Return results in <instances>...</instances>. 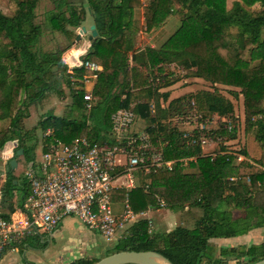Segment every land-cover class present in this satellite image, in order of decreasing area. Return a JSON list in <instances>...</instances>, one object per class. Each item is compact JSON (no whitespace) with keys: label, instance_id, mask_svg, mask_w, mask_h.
Masks as SVG:
<instances>
[{"label":"trees","instance_id":"trees-1","mask_svg":"<svg viewBox=\"0 0 264 264\" xmlns=\"http://www.w3.org/2000/svg\"><path fill=\"white\" fill-rule=\"evenodd\" d=\"M252 0H234L229 7L225 0H51L52 8L41 19L35 12L39 0H14L11 14L0 11V149L4 143L16 140L15 150L22 149V159L31 167L36 146L33 129L42 133V145L56 138L68 144L75 137H85L90 143H110V115L118 108H128L134 118L146 121L142 128L152 141L166 140L162 147L165 159L191 158L185 165L174 163L170 170L156 169L142 174L138 186L126 193L134 213L157 209L158 201L170 211L188 207L200 210L192 227L175 225L168 231L150 232L146 219L133 221L127 233L113 245V252L122 250H152L172 264H248L264 257V239L244 250L221 247L213 255L210 239H225L264 227V174L253 171L244 183L242 168L252 165L247 160L235 162V155L226 151L222 138L235 137L234 124L229 130L221 126L212 130L219 136L217 150L211 157L202 153L197 144L182 137L180 129L168 118L192 109L202 117L231 120L233 105L216 89L197 90L168 99L169 90L160 91L178 81L163 70L164 64L177 63L187 75L201 78L212 85L236 87L242 96L243 131L253 133L259 153L249 157L245 148L236 152L258 166H264V0L258 12L247 7ZM87 3V7L83 6ZM142 9V24L136 15ZM89 16L96 36L89 40L80 60H89L101 67L91 89L94 98L85 110L82 90L70 82L71 74L61 55L66 48L43 51L38 41L45 29L74 37L75 28ZM178 19L176 29L157 47H135L139 30L151 33L165 20ZM234 30L233 40L230 39ZM86 71L73 68V75ZM214 85V86H215ZM66 87L70 104L62 115L47 110L35 127L23 129L28 107L37 105L47 94L63 96ZM232 92V91H231ZM150 102L153 111L149 109ZM165 105L161 106V103ZM9 143L6 144V146ZM5 146V147H6ZM185 167H196L197 173H184ZM0 194L7 200L18 196L22 207L28 192L23 175H14L8 161L0 174ZM146 180V181H145ZM15 181V182H14ZM113 202L124 203L122 190L109 192ZM119 215L120 212H114ZM8 218V216H3ZM30 241L32 248H44L47 238L42 234L25 237L18 245ZM110 253H105L107 255ZM229 256H233L230 258ZM244 256L241 263L238 257ZM98 257H79L68 264H92ZM236 259V260H235Z\"/></svg>","mask_w":264,"mask_h":264},{"label":"built area","instance_id":"built-area-1","mask_svg":"<svg viewBox=\"0 0 264 264\" xmlns=\"http://www.w3.org/2000/svg\"><path fill=\"white\" fill-rule=\"evenodd\" d=\"M65 58L62 61L71 74L69 80L75 88L82 90L85 110H89L94 101L91 89L101 67L79 57L71 63ZM73 68H82L86 72L74 76ZM149 109L153 111L151 102ZM134 117L128 108H118L111 113L107 136L110 143L92 144L85 137H75L65 144L52 137L48 143L41 145L39 160H33L34 164L22 172L28 185L22 207L8 218L0 215V253L6 249L14 250L27 236L51 233L68 215H73L82 226L96 232L106 242L114 239L128 220L146 219L150 227L149 217L140 216L149 214L152 209L132 212L126 193L140 184L138 176L156 169L170 170L174 163L185 165L191 158L165 159L162 147L166 140L158 138L154 142L146 131L129 130ZM168 121L178 129L182 125L189 127L181 135L188 143L197 144L202 153L204 145L221 141L205 126L204 117L194 109L174 114ZM223 126L226 130L230 129L229 124ZM42 135L50 136L51 130L46 129ZM13 140L6 142L9 143L6 153H3L4 143L2 159L8 160L12 156L16 147ZM226 151L234 153L237 162L247 160L256 167V171L264 174V166H258L231 150ZM205 154L213 156L212 151ZM120 155L121 159L118 158ZM111 190L125 193L123 210L117 216L110 206ZM157 206L163 208L164 202L159 200Z\"/></svg>","mask_w":264,"mask_h":264},{"label":"rangeland","instance_id":"rangeland-1","mask_svg":"<svg viewBox=\"0 0 264 264\" xmlns=\"http://www.w3.org/2000/svg\"><path fill=\"white\" fill-rule=\"evenodd\" d=\"M78 1V0H74ZM234 0H225V6L229 7ZM147 3V0H142V4ZM2 5L7 7L8 11L12 13L15 8L14 0H0V6ZM52 8L51 0H39L37 6L35 7V12L39 15L41 20L45 16V12ZM245 8L252 12H258L262 6L259 0H252L251 3ZM136 15L138 21L142 24V9H137ZM91 24L90 17L87 16L83 22V26L86 28L84 34H82L77 41L71 40L70 36L63 34L57 31H50L45 29L43 26L42 32L38 41V46L43 51H53L66 48V51L62 53L61 58L63 59L64 54L68 53L67 58L73 50L76 51L79 48H85L89 45L88 39V26ZM179 21L173 16H169L158 30H154L151 33H145L139 30L135 36V47L142 48L144 46L157 47L159 46L178 26ZM75 34V30H74ZM234 30H231L230 39L233 40ZM262 39L264 40V30L261 34ZM88 46L85 48L87 50ZM80 51V50H79ZM70 53V54H69ZM77 57V55H76ZM75 57V58H76ZM66 59V58H65ZM77 59V58H76ZM68 60V59H67ZM70 60V59H69ZM163 70L166 73H172L171 78H178V81L171 86L170 97L172 95H177L181 93H193L197 90H212L216 89L220 94L228 98L233 105V113L231 120L227 118H217L213 116L212 119L204 117L205 126L209 129L214 130L221 126V123L229 124L230 126L234 124L236 128L235 137L233 139L227 140L222 138V142L225 144V148L231 151H237L241 148L251 155L249 157H257L259 149L256 142L253 139V133L245 134L243 131V106H242V96L239 93V89L236 87H229L224 85L214 84L212 85L208 81L202 80L201 78H193L186 76L187 73L183 70L177 63L164 64ZM74 86V85H73ZM168 88V87H166ZM165 89V88H164ZM163 88H160V91H164ZM232 91V92H231ZM169 99V98H168ZM70 104V97L67 91V88H63V96L57 97L53 93L47 94L46 97L39 102L37 105H31L28 107L27 111L28 116L23 119V129H31L35 127V124L38 118L42 113L45 112L47 108L51 109V112L54 115H62L64 109ZM162 105L165 103L162 102ZM171 124V121H169ZM146 125V121L141 119L134 118L133 123L129 127L131 131H140ZM180 131L184 132L189 127L180 126ZM33 135L35 136L36 146L34 149L33 160H39L41 153L42 145V132L35 127L33 129ZM7 143H5L6 145ZM4 145V146H5ZM218 142L215 141L213 144H208L203 146V151H216ZM8 145L5 147V152L8 150ZM2 149V148H1ZM1 149H0V174L5 172L6 162L1 158ZM122 158V156H118ZM18 170L17 176H21L24 169H26L27 164L23 161L22 156H16ZM235 162H237L235 160ZM15 167L12 171L16 170ZM196 167H185L184 173H197ZM256 171V167L252 165L251 167L242 168V178L241 180L244 183H247L246 176L248 173ZM16 175V174H15ZM2 176H0L1 180ZM141 182V177L138 176V183ZM113 211L122 212L123 206L120 202H113L111 205ZM152 212L140 217H149L150 227L148 228L150 232H164L173 228L175 225H182L185 227H192L194 220L200 215V210L195 207H188L181 211H170L165 208L152 209ZM132 223V220L124 222V225L121 229L117 231V234L114 239L109 242H106L102 237L94 231L88 230L86 227L82 226L81 223L73 216L68 215L65 217L61 223V226L57 230H53L47 236V244L44 249H38L36 251H71L70 254H74V257H86V258H101L105 256V253H112L113 245L118 241L123 235L127 233L129 225ZM44 235V234H43ZM46 235H44V238ZM226 239V240H225ZM225 239H210L209 245L212 247L213 255L218 256V252L221 247H232L236 250H244L250 244H258L264 239V227L252 229L244 235L237 237L225 238ZM232 258L233 256H229ZM76 259V258H74ZM73 260V259H72ZM71 260V261H72ZM236 260V259H235ZM241 263L246 261L244 256H240L237 259Z\"/></svg>","mask_w":264,"mask_h":264},{"label":"crops","instance_id":"crops-1","mask_svg":"<svg viewBox=\"0 0 264 264\" xmlns=\"http://www.w3.org/2000/svg\"><path fill=\"white\" fill-rule=\"evenodd\" d=\"M0 11L4 14H11L8 11L7 7L6 6L4 7L3 5H2V7L0 6ZM87 46H89V45H87ZM151 47H153V46L151 45ZM85 48L84 49L79 48L76 51L73 50L71 52L73 54L69 53L70 55L68 56V58H67L68 53H66V54H64L63 58L66 57V59H68L67 61L71 63V62L75 61L77 57H80V55H82L86 51ZM76 55H77V57H76ZM171 86H168V88H165V89L163 88L164 91L169 90V96H168L169 99L180 96L183 94V93H181V94L179 93L177 95H172V97H170ZM161 106H162V103H161ZM47 110L50 111L51 109L47 108L45 111H47ZM28 112H29V110H28ZM15 167H17V168L14 171V175L15 174L17 175V170H18V164L17 163H16ZM1 198H2V196H0V215L1 216L7 215L9 217L11 214L18 211V209H19V207L17 205L18 196L15 195L9 200H7L5 197H3L4 200H2ZM4 201L6 202V204H4ZM10 207H11V209H9ZM64 218L65 217H63L60 220V222L58 223L55 230L59 229ZM43 234L44 233H42V235ZM49 234H44V235H46L45 238H47V236ZM30 237H32V236H30ZM26 242L27 243L22 244V247L17 245L14 250L6 249L3 252H1L0 253V264H68L72 259L77 258V257L72 256L74 254H70L71 251H36L38 249L32 248V246H31L32 243L30 241H26ZM47 242H48V240H47ZM41 249H44V248H41Z\"/></svg>","mask_w":264,"mask_h":264},{"label":"water","instance_id":"water-1","mask_svg":"<svg viewBox=\"0 0 264 264\" xmlns=\"http://www.w3.org/2000/svg\"><path fill=\"white\" fill-rule=\"evenodd\" d=\"M83 6L87 7V3H83ZM85 31L86 28L83 25L75 28L74 41H77L79 37L82 34H84ZM95 36H96V31L94 29V25L90 24L88 26V39L90 40ZM13 143L16 145L15 139L13 140ZM21 153H22L21 148H17L15 150L16 156L21 155ZM8 164L10 166V170H13L16 166L15 159L10 158L8 160ZM1 199L4 200L3 196ZM4 204H6L5 201ZM9 209H11V207ZM92 264H172V263L161 254L152 250H141V251L122 250L107 254L99 258ZM248 264H264V257Z\"/></svg>","mask_w":264,"mask_h":264},{"label":"bare ground","instance_id":"bare-ground-1","mask_svg":"<svg viewBox=\"0 0 264 264\" xmlns=\"http://www.w3.org/2000/svg\"><path fill=\"white\" fill-rule=\"evenodd\" d=\"M76 60H77V59H76ZM76 60H75V61H76ZM5 146H6V145H5ZM5 146H4V150H3V153H6V152H5Z\"/></svg>","mask_w":264,"mask_h":264}]
</instances>
